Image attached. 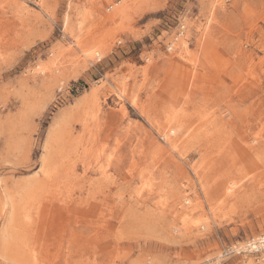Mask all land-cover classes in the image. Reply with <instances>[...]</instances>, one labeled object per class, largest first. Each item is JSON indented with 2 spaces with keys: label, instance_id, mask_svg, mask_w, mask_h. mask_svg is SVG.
Instances as JSON below:
<instances>
[{
  "label": "rangeland",
  "instance_id": "obj_1",
  "mask_svg": "<svg viewBox=\"0 0 264 264\" xmlns=\"http://www.w3.org/2000/svg\"><path fill=\"white\" fill-rule=\"evenodd\" d=\"M262 124L264 0H0V264H260Z\"/></svg>",
  "mask_w": 264,
  "mask_h": 264
},
{
  "label": "bare ground",
  "instance_id": "obj_2",
  "mask_svg": "<svg viewBox=\"0 0 264 264\" xmlns=\"http://www.w3.org/2000/svg\"><path fill=\"white\" fill-rule=\"evenodd\" d=\"M115 14H117V12L115 13ZM183 26V25H182ZM183 28H184V26H183ZM183 34V33H182ZM181 34V35H182ZM178 40V39H177ZM183 40H185V38L183 37V38H181L180 39V41H183ZM183 43H185V41H183ZM104 53V51L101 49V48H97V49H93V50H87V54H86V56H87V58L88 59H91V58H93V57H100L101 56V54H103ZM95 56H94V55ZM43 69V68H42ZM44 70V69H43ZM261 126H263V128H264V124H262ZM262 129V128H261ZM173 131H177L176 129H174ZM166 136V135H165ZM164 136V137H165ZM171 142V140L168 138V140H167V142ZM150 187V186H149ZM147 189V188H146ZM231 192V191H230ZM184 203L185 204H188L189 202H190V200H189V198H185L184 200ZM176 216H179V219H180V222H182L181 224L184 226V225H188L189 227H191L190 226V224L191 225H193L194 227L196 226V225H198V223L197 222H193V220L191 219V216L189 215V212H188V209L187 208H185V210H179V211H177L176 213ZM191 214V213H190ZM178 219V218H177ZM207 222V221H206ZM198 226H200L202 229L204 228V223H200ZM175 231H177V228L176 227H174L173 228ZM186 229H187V227H186ZM253 239H254V243H256V246H255V248H261V249H264V234H261V235H256V236H253ZM249 242V241H248ZM247 242V243H248ZM246 243H239V244H237V245H235L234 247H233V245L231 246V248L233 249V250H236V251H238V250H247V248L245 247L246 245H245ZM250 245H251V243H250ZM248 251V250H247ZM30 255V254H29ZM33 256V255H32ZM260 264H264V262H262V263H260Z\"/></svg>",
  "mask_w": 264,
  "mask_h": 264
},
{
  "label": "built area",
  "instance_id": "obj_3",
  "mask_svg": "<svg viewBox=\"0 0 264 264\" xmlns=\"http://www.w3.org/2000/svg\"><path fill=\"white\" fill-rule=\"evenodd\" d=\"M184 32V28H183V26L181 25L180 26V30L176 33V35L174 36V39H175V37H180L181 36V34ZM249 241V242H248ZM248 242V243H247ZM243 243H246L245 245V247L247 248V250H238V251H236V250H233L232 248H231V246L232 245H230V246H227V247H225L224 249H223V253H226V254H251V255H253L254 257H255V259H256V262L257 263H262V262H264V256H262L261 254L262 253H264V249L263 250H261V248H255V246H256V243H254V239H253V237H250V238H248L245 242H243ZM250 243H251V245H250ZM235 245H233V247H234ZM261 255V256H260Z\"/></svg>",
  "mask_w": 264,
  "mask_h": 264
}]
</instances>
